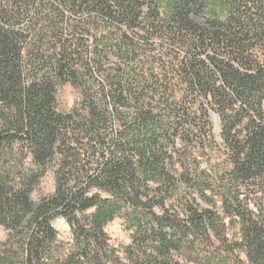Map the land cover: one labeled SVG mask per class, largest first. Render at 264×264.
<instances>
[{
    "label": "trees",
    "instance_id": "trees-1",
    "mask_svg": "<svg viewBox=\"0 0 264 264\" xmlns=\"http://www.w3.org/2000/svg\"><path fill=\"white\" fill-rule=\"evenodd\" d=\"M204 4L0 0V264H264V0H216L225 17L200 24ZM66 86L79 100L61 112ZM213 113L228 169L176 175ZM51 169L56 190L35 204ZM183 184L217 188L222 212L187 197L170 212ZM121 217L122 254L105 232Z\"/></svg>",
    "mask_w": 264,
    "mask_h": 264
},
{
    "label": "rangeland",
    "instance_id": "rangeland-1",
    "mask_svg": "<svg viewBox=\"0 0 264 264\" xmlns=\"http://www.w3.org/2000/svg\"><path fill=\"white\" fill-rule=\"evenodd\" d=\"M216 0H202L203 7L200 8L199 14L194 15L193 19L200 24H203L205 19L213 14V11L218 12L220 18H224L225 14L222 13L221 8H214V2ZM161 9L166 8L169 0H159ZM201 5V6H202ZM213 5V6H212ZM214 15V14H213ZM79 100V93L77 90L70 86L62 87L58 90L57 95V108L61 112H69L75 106L76 102ZM217 115L212 114V134L213 137L204 138L203 135H197L198 139L205 142V148H198L195 145H190L189 147L182 146L181 149V159L177 160L175 173L185 172L191 179L201 181L209 176L211 180L220 179L228 169V156L225 147L222 145L221 140V129L220 120ZM207 141V142H206ZM184 155V156H182ZM26 163V161H25ZM184 165V167H182ZM187 170V172H186ZM55 170L51 169L46 176L41 180L39 187L32 195V200L35 204H38L40 199L44 196H50L54 194L56 190V179ZM217 188L214 192L206 191L205 197H201L193 188L187 186V184L181 185V191L179 196L174 197L167 204V209L173 214L182 213V204L185 201V197L188 199H196V204L202 209H215L219 212L221 210V203L217 196H214ZM216 195V194H215ZM187 200V199H186ZM229 227V238L232 239L238 233V228L236 225H230L229 220H227ZM53 227L58 231L59 239L66 245L69 246L73 241V235L71 227L64 218H56L52 222ZM105 232L109 238L110 244L118 251V253H123L124 249L130 246L133 242L132 237L134 231L129 228L126 220L124 218H118L113 223L109 224ZM8 232L4 227L0 226V243L4 242L7 238ZM242 258L245 260L244 256Z\"/></svg>",
    "mask_w": 264,
    "mask_h": 264
},
{
    "label": "water",
    "instance_id": "water-1",
    "mask_svg": "<svg viewBox=\"0 0 264 264\" xmlns=\"http://www.w3.org/2000/svg\"><path fill=\"white\" fill-rule=\"evenodd\" d=\"M216 121L218 122V121H219V119H216Z\"/></svg>",
    "mask_w": 264,
    "mask_h": 264
}]
</instances>
